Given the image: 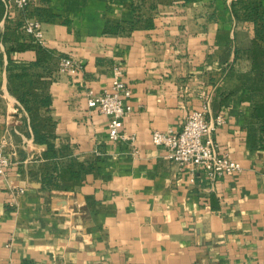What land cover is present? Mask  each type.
Wrapping results in <instances>:
<instances>
[{
	"label": "crops",
	"instance_id": "1",
	"mask_svg": "<svg viewBox=\"0 0 264 264\" xmlns=\"http://www.w3.org/2000/svg\"><path fill=\"white\" fill-rule=\"evenodd\" d=\"M30 1L9 14L0 0V264H264V0ZM115 68L135 142L88 105ZM207 101L225 121L207 140L242 168L214 182L152 140Z\"/></svg>",
	"mask_w": 264,
	"mask_h": 264
},
{
	"label": "built area",
	"instance_id": "2",
	"mask_svg": "<svg viewBox=\"0 0 264 264\" xmlns=\"http://www.w3.org/2000/svg\"><path fill=\"white\" fill-rule=\"evenodd\" d=\"M8 13L25 11L30 0H2ZM25 33L41 45H45V35L41 21L29 18L24 22ZM79 69L77 63L69 57L60 61V72L74 74ZM116 79L110 89L98 94L93 90L87 92L88 105L107 116L110 120L109 137L112 141H132L134 136H129L124 127V119L130 111L125 101L131 97V89L123 79L121 68L114 69ZM210 110L209 101L205 102L202 109L188 116L181 132L163 133L153 131L152 140L158 147L167 151L168 159L179 167L191 166L199 169L211 182L223 176H232L241 171V165L227 154H220L215 143L207 140L217 127L224 124L223 117H218L215 123L207 121ZM10 167V159L3 146H0V183Z\"/></svg>",
	"mask_w": 264,
	"mask_h": 264
},
{
	"label": "trees",
	"instance_id": "3",
	"mask_svg": "<svg viewBox=\"0 0 264 264\" xmlns=\"http://www.w3.org/2000/svg\"><path fill=\"white\" fill-rule=\"evenodd\" d=\"M245 9H246V6H245ZM257 36H258V38L260 40L264 39V24L260 25L259 29L257 30ZM258 53H260L259 54L260 57H263L264 58V49H260ZM262 62H261V60L260 61H257L256 68H257V70L259 72L258 73L259 74L258 77L260 76L261 77V81L264 83V63H262ZM254 91L256 93H259L261 95L264 90L263 89H259L257 87H254Z\"/></svg>",
	"mask_w": 264,
	"mask_h": 264
},
{
	"label": "rangeland",
	"instance_id": "4",
	"mask_svg": "<svg viewBox=\"0 0 264 264\" xmlns=\"http://www.w3.org/2000/svg\"><path fill=\"white\" fill-rule=\"evenodd\" d=\"M262 61V60H261ZM262 63H264V61L262 62ZM256 83H254V86L255 87H257V88H259V89H263L264 90V83L261 81V77L259 76V77H257V79H256ZM256 101L258 102V105L260 106L261 105V107H262V111H257L258 112V114L260 115H262L263 116V119H264V91H263V93L256 99Z\"/></svg>",
	"mask_w": 264,
	"mask_h": 264
}]
</instances>
